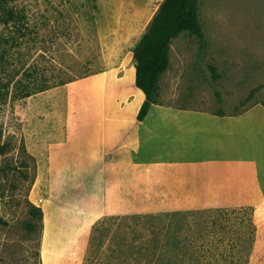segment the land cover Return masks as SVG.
Listing matches in <instances>:
<instances>
[{"label": "rangeland", "instance_id": "374dc122", "mask_svg": "<svg viewBox=\"0 0 264 264\" xmlns=\"http://www.w3.org/2000/svg\"><path fill=\"white\" fill-rule=\"evenodd\" d=\"M163 1L0 7V264H264V109L191 112L264 105V0H200L205 45L189 30L172 42L159 103L210 129L201 155L211 141L258 156L259 177L220 167L199 186L194 168L182 186L152 169L165 131L131 149L143 129L133 47ZM196 142L190 132V153Z\"/></svg>", "mask_w": 264, "mask_h": 264}, {"label": "crops", "instance_id": "0c3cea01", "mask_svg": "<svg viewBox=\"0 0 264 264\" xmlns=\"http://www.w3.org/2000/svg\"><path fill=\"white\" fill-rule=\"evenodd\" d=\"M167 72V71H166ZM165 72V73H166ZM164 73V74H165ZM163 74V75H164ZM161 76V78L163 77ZM161 78H160V91H161ZM138 93L137 95L142 94V91L137 88ZM141 96V95H140ZM144 93H143V98H141V102L139 104L134 103V106L136 108L137 114L140 108V104L144 101ZM162 95L159 94L158 100L156 103H154L148 115L144 118V120H138L140 124H142V130L139 132V135L136 136L134 139H130L137 141V143L133 144V150L137 151L138 148L143 147L149 148V145L152 144V147H155L158 143L157 138L160 137L162 133L168 134V138L164 139L165 142V152L164 155H154L156 157V161L154 160L153 163V168L152 169H163L166 172V176L170 178L169 182L172 183H177L179 177V182L180 186L183 184V180H185V176L188 177L191 169H196L197 171L199 170V175L197 178V184L202 185L203 183H207V178L211 181L216 182L214 179L215 176L217 175L216 170L221 168H226V169H235L234 173L237 174V167L240 170V173H246L248 174H254L256 177L258 175L255 174L254 171H250V167H255L256 163L255 162L258 158L257 155H228L229 151L224 152V145L220 142H210V149L203 153L204 155H201L202 153L200 152V147L205 144V141H203L206 137H202V134H207L210 129L204 127L202 128L201 126H196L193 129L190 130L189 126V120L187 112H190L191 110L187 106L185 110V113L187 114L185 120H186V127H184V123L181 120L180 123L178 122L179 118V113L178 110L175 108L174 104L171 103H166L164 105H161L159 103V100H161ZM200 97V99H202ZM218 103V102H217ZM221 106H227L230 105L234 107V115H223V116H215V114H210L208 112H204L203 109L200 108H195L192 109L194 111L193 114L195 115V118L197 115L200 116H209L211 115L212 117H215L217 119L222 118L221 120H230V119H237L238 121L247 117L248 116V111L251 110L254 106V109H264L263 104H245L247 106H240V107H235V102L233 99H225L223 103H218ZM241 109V110H238ZM174 114L176 116H173L171 114ZM136 114V117H137ZM183 114L181 111L180 116ZM254 115H251L250 117L252 118ZM135 117V118H136ZM147 119H151L154 121V123L148 124L150 121ZM157 121V122H155ZM159 123V124H158ZM129 124V123H126ZM125 124V125H126ZM147 124V125H146ZM163 124V125H162ZM121 128V126H120ZM126 128V126H123L122 128V134L123 130ZM160 128V129H159ZM223 130V129H221ZM114 131V130H113ZM108 129L105 131L103 130L102 132H105L104 134H107V132H113ZM225 133H228L232 131L230 130H223ZM120 132V131H119ZM119 132H115L116 136L119 135ZM190 132L193 137V139L197 140L196 142V151L194 153H190V147H189V139H190ZM216 134H220V131H215ZM121 134V132H120ZM129 134V133H128ZM201 135V140L198 139V136ZM195 137V138H194ZM203 139V140H202ZM195 144V143H194ZM193 144V146H194ZM130 147V143L128 144ZM130 149V148H129ZM223 153V154H222ZM245 157V158H244ZM242 162V163H239ZM205 167V173L202 176V172H200V168ZM202 173V174H200ZM259 177V176H258ZM152 179V176H150ZM213 179V180H212Z\"/></svg>", "mask_w": 264, "mask_h": 264}, {"label": "trees", "instance_id": "16d2710c", "mask_svg": "<svg viewBox=\"0 0 264 264\" xmlns=\"http://www.w3.org/2000/svg\"><path fill=\"white\" fill-rule=\"evenodd\" d=\"M9 1L0 0V7ZM199 4L200 0H164L149 28L133 47L135 85L145 96L136 117L138 120H144L151 106L158 100L160 78L169 68L173 40L182 31L189 30L197 36L202 47L205 45L206 36L200 20ZM36 210L34 213H37Z\"/></svg>", "mask_w": 264, "mask_h": 264}]
</instances>
